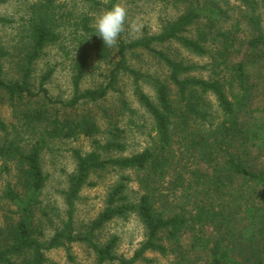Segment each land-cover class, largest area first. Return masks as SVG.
I'll return each instance as SVG.
<instances>
[{
    "label": "trees",
    "instance_id": "obj_1",
    "mask_svg": "<svg viewBox=\"0 0 264 264\" xmlns=\"http://www.w3.org/2000/svg\"><path fill=\"white\" fill-rule=\"evenodd\" d=\"M7 0H0V4ZM26 0L18 19L0 14V24L16 25L10 44L0 45V192L5 206L0 225V264H64L49 261L47 251L70 252L86 243L94 264L153 262L146 252L172 256V264H264V27L259 0H240L234 14L229 0H170L182 11L162 22L159 31L137 37L124 32L116 46L104 45L95 18L119 0ZM70 38L74 52L72 94L50 93L54 67L40 76L36 65L46 49ZM206 58L194 60L183 53ZM150 54L166 70L164 77L130 63V56ZM9 61V66L6 62ZM103 82L82 87L93 62ZM132 78L134 93L152 118V141L126 151L127 131L105 110L106 128L86 108L122 93L121 76ZM155 89V99L141 86ZM122 105L129 104L122 97ZM102 135V136H101ZM86 137L92 148H71L75 169L64 191L66 217L45 239L41 212L48 175L43 153L57 144ZM110 168L137 172L139 194L128 193L130 175H122L106 196V205L79 232L76 201L93 185L94 172ZM2 208V207H1ZM46 216V212L43 211ZM135 213L145 238L131 257L120 255L119 237L102 241L97 234L118 216Z\"/></svg>",
    "mask_w": 264,
    "mask_h": 264
},
{
    "label": "rangeland",
    "instance_id": "obj_2",
    "mask_svg": "<svg viewBox=\"0 0 264 264\" xmlns=\"http://www.w3.org/2000/svg\"><path fill=\"white\" fill-rule=\"evenodd\" d=\"M25 1L7 0L1 3L0 14L18 19L23 13L22 8ZM76 1L79 2V7L89 6V3H86L85 0ZM229 1L230 5L235 8L234 14H238L244 7V5H241L240 0ZM119 3H123L127 8L128 16L125 22L124 36L128 38L140 36L145 31L149 33L157 32L160 30L162 22L165 19L176 16L182 11L181 5H175L170 0H119ZM258 12L264 27V0H259ZM15 32L16 25L12 27L0 24V45H9ZM64 48L73 49V43L69 37L64 38L61 42L50 45L46 49L45 55L36 65V74L40 76L47 68L54 67L53 76L48 81L47 87L52 95L68 98L72 94L71 76L74 52L67 55ZM183 53L200 62L206 60V58L188 54L185 51ZM130 63L149 73L162 77L166 75L165 68L146 52H141L139 56L131 55ZM9 64V61L6 62L7 67ZM106 69L107 65L102 64L98 67V62L94 61L82 82V87H93L103 82L105 78L102 76V72ZM119 86L122 88V93L110 91L105 99L97 103H89L85 107L95 112L98 122L103 129L107 126L104 110L119 125L126 129L128 147L124 152L115 153V155H125L142 150L151 143V137L154 135V132L152 131L153 123L150 114L142 106L134 93L132 78L122 75ZM141 86L155 99L156 94L152 84L143 81L141 82ZM122 97L127 100L129 108L122 105ZM0 111L3 118L9 122L12 118L9 105L2 103ZM71 148H80L83 151H88L92 148V140L86 137L68 140L57 144L53 151H45L43 153V167L48 175V179L42 194L39 216H42L45 239H48L54 230L62 225L66 217L64 191L68 187V176L75 169V159L71 153ZM122 175H130L132 178L128 184L130 196L135 198L139 194L140 185L137 181V172L132 169L110 168L94 172L90 177V180L94 184L85 186L76 201L75 223L77 231H85L90 221L105 207L106 196L109 190ZM6 179V176L0 178V192ZM4 210L5 206H0V225L3 224ZM43 211L46 212V216ZM112 235L119 237L116 248L117 253L131 257L145 238V227L135 213H130L127 216L115 217L107 222L97 234V237L104 241ZM70 252L74 255L75 262L69 258L68 250L64 247L48 250L46 254L49 261L55 260L64 264H94L95 262L96 255L94 251L84 242H74L71 245ZM146 256L152 258L154 261L151 263L139 261L138 264H172L173 260L172 256H163L155 251L146 252Z\"/></svg>",
    "mask_w": 264,
    "mask_h": 264
},
{
    "label": "clouds",
    "instance_id": "obj_3",
    "mask_svg": "<svg viewBox=\"0 0 264 264\" xmlns=\"http://www.w3.org/2000/svg\"><path fill=\"white\" fill-rule=\"evenodd\" d=\"M107 4L108 0H101ZM128 12L123 3H115L111 8L103 10L94 21V27L105 46H116L118 38L125 30Z\"/></svg>",
    "mask_w": 264,
    "mask_h": 264
}]
</instances>
